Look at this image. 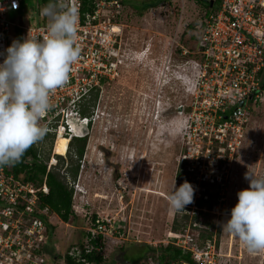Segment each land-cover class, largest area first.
<instances>
[{
  "label": "rangeland",
  "instance_id": "obj_1",
  "mask_svg": "<svg viewBox=\"0 0 264 264\" xmlns=\"http://www.w3.org/2000/svg\"><path fill=\"white\" fill-rule=\"evenodd\" d=\"M39 1L22 0L10 21L28 20ZM205 13L195 0H164L140 11L124 5L117 21L122 32L120 64L94 103L99 118L87 137L77 180H68L78 189L72 201L74 216L63 223L53 214L48 222L52 228L47 231L46 264H66L65 256L77 257L81 243L88 248L86 233L93 217L111 221L112 228L101 236L102 264H155L156 253L146 247L175 244L174 234L189 235L198 247L204 244L200 234L211 236L220 264H264V250L249 253L221 230L237 203V192L248 188L245 175L264 177V101L249 111L240 150L225 169H209L210 180L190 176L182 158L186 117L178 109L188 105L196 58L187 57L185 64L178 50L199 34ZM193 23L197 26L190 29ZM143 50L147 53L141 55ZM39 146L45 156L48 151L50 158L54 156L48 143ZM200 157L210 163L207 156ZM173 180L176 188L187 181L195 189L193 203L184 212L170 210L166 197ZM202 198L207 202L200 210Z\"/></svg>",
  "mask_w": 264,
  "mask_h": 264
},
{
  "label": "built area",
  "instance_id": "obj_2",
  "mask_svg": "<svg viewBox=\"0 0 264 264\" xmlns=\"http://www.w3.org/2000/svg\"><path fill=\"white\" fill-rule=\"evenodd\" d=\"M199 1L206 13L199 25L196 48L190 53L179 46V56L185 64L187 57L196 58V81L188 105H179L187 111L179 114L186 117V149L182 157L185 170L196 180L204 175L205 181L210 180L206 173L209 169L221 165L225 169L233 160L243 143L249 111L264 101V0ZM58 3L78 11L76 43L81 55L68 83L50 94L52 107L41 118V124L48 128L42 140L54 138L52 151L59 137H75L69 125L71 118L86 125L94 122V118L81 116L80 109L90 110L94 99L101 98L104 85L117 73V51L122 52L121 25L117 21L124 8L120 0H92L83 13V0ZM21 5L22 0H0V54L13 42L14 29L22 32L21 40L27 35L39 39L47 35L48 19L40 14L41 9L28 20L10 21L12 10ZM35 145L41 159V147L38 142ZM200 155L207 156L210 163L205 164ZM31 161L27 158L25 163L31 165ZM57 162L55 155L49 158L47 172ZM11 167L0 168V264H46V221L51 224L53 215L41 205L42 197L49 193L46 177L36 185L25 181L23 173L15 176ZM73 188L76 196L78 189ZM110 228V220L97 219L88 232L97 239ZM172 236L176 240L173 245L190 252L195 264H220L215 241L208 240L199 249L187 234Z\"/></svg>",
  "mask_w": 264,
  "mask_h": 264
},
{
  "label": "clouds",
  "instance_id": "obj_3",
  "mask_svg": "<svg viewBox=\"0 0 264 264\" xmlns=\"http://www.w3.org/2000/svg\"><path fill=\"white\" fill-rule=\"evenodd\" d=\"M40 14L48 19L47 35L13 40L0 54V168L18 163L29 147L46 136L48 128L41 118L52 107L50 94L68 83L81 55L76 43L77 9L49 0ZM245 179L248 188L237 192V203L221 230L238 239L249 253H256L264 250V177L247 173ZM194 194L189 182L176 188L173 180L166 197L170 210L184 212L185 206L193 203Z\"/></svg>",
  "mask_w": 264,
  "mask_h": 264
},
{
  "label": "trees",
  "instance_id": "obj_4",
  "mask_svg": "<svg viewBox=\"0 0 264 264\" xmlns=\"http://www.w3.org/2000/svg\"><path fill=\"white\" fill-rule=\"evenodd\" d=\"M92 0H83L84 8L82 10L83 13L88 11L87 5ZM164 0H149V1H142L140 3L132 2L129 0H120V3L124 7V5H130L132 9L136 11L140 10H147L150 8L156 7L160 2ZM197 2H200L199 0H195ZM49 3V0H40L37 4V11L47 5ZM29 19V18H28ZM197 25L193 23L190 27V29H193V27H196ZM22 32L19 29H14L13 31V40H21ZM191 42L189 44H184L182 47L186 48L188 52L192 53L194 52L197 41H198V35L194 36L190 40ZM187 45V46H186ZM180 52V49L178 50ZM264 72V70H263ZM262 72V74H263ZM262 88L264 89V82L262 83ZM96 102V98L93 101L92 106ZM89 109L83 108L80 109V115L81 116H88ZM54 138L48 136L44 140L38 141L39 143L46 142L48 143V150L51 149V146L53 144ZM70 143L68 144V151L66 154V159L61 156H57V165L50 169L49 172H47V165L46 163L49 160V151L48 154L43 153L44 151H41V159H38V148L35 144H33L31 147H29L21 157L20 161L18 163H15L12 165L11 170L12 173L15 176H18L20 174H25L24 180L27 182L34 183L36 185H40L42 183V180L44 177H46V184L49 188V193L47 196L42 197L41 199V205L42 207H47L51 213L56 215L58 219L63 223H68L71 217L74 216L73 211V195H74V189L69 184L68 180H72L74 183L77 180V177L79 175L80 171V164L82 159L85 155L86 150V144H87V138H73ZM41 146V145H40ZM27 158H32L31 165L26 164L25 161ZM67 163V164H66ZM207 202L206 200L200 199L198 203V209H202L203 203ZM210 207V206H209ZM211 208V207H210ZM184 218H188L187 216H184ZM92 225L91 228L95 227L96 219L93 217L92 219ZM47 224V231L51 229L52 227ZM49 235V232H48ZM86 237L89 239L88 241V248H86L82 243L78 245V256H72V255H66L65 256V263L66 264H102L104 259L100 253V247L101 245L99 242L101 241V236H99L97 239H93L91 233H86ZM200 237L204 238V244L206 241L210 240L212 241L211 236H203V234H200ZM202 247H198L199 249H202ZM152 252L156 253V257L153 259L155 261V264H195V261L193 260V256L190 252L184 251L180 247H177L173 244H168L166 246H160L157 248L153 247H146Z\"/></svg>",
  "mask_w": 264,
  "mask_h": 264
},
{
  "label": "water",
  "instance_id": "obj_5",
  "mask_svg": "<svg viewBox=\"0 0 264 264\" xmlns=\"http://www.w3.org/2000/svg\"><path fill=\"white\" fill-rule=\"evenodd\" d=\"M178 112H182V107H179ZM69 125L71 126L73 134L76 138H85L90 134L89 127L77 118H71L69 120Z\"/></svg>",
  "mask_w": 264,
  "mask_h": 264
},
{
  "label": "bare ground",
  "instance_id": "obj_6",
  "mask_svg": "<svg viewBox=\"0 0 264 264\" xmlns=\"http://www.w3.org/2000/svg\"><path fill=\"white\" fill-rule=\"evenodd\" d=\"M116 30V28H115ZM147 53V51H146ZM70 140L64 137H59L54 145V155L65 156L67 153V147Z\"/></svg>",
  "mask_w": 264,
  "mask_h": 264
},
{
  "label": "flooded vegetation",
  "instance_id": "obj_7",
  "mask_svg": "<svg viewBox=\"0 0 264 264\" xmlns=\"http://www.w3.org/2000/svg\"><path fill=\"white\" fill-rule=\"evenodd\" d=\"M148 90H150V89H148ZM140 95H143L144 96V94H140ZM147 99H153V98L150 95H147ZM153 101H154V99H153ZM96 105H97V103L94 104L90 108V111H89V114H88L89 117L94 118V119H95V117L99 118V115H98L99 111L97 110V106ZM139 105H141V104H139ZM152 117H153V120H154L155 119L154 110L152 111ZM89 128H90V133H91V131H92V125H90Z\"/></svg>",
  "mask_w": 264,
  "mask_h": 264
},
{
  "label": "crops",
  "instance_id": "obj_8",
  "mask_svg": "<svg viewBox=\"0 0 264 264\" xmlns=\"http://www.w3.org/2000/svg\"><path fill=\"white\" fill-rule=\"evenodd\" d=\"M133 52H134V50H133ZM144 54H145V53H144ZM144 54H143V55H144ZM141 58H142V57H141ZM141 106H143V105L141 104L140 107H141ZM142 108H143V107H142ZM146 121H147V120H146ZM147 122H148V121H147ZM148 138H149V137H148Z\"/></svg>",
  "mask_w": 264,
  "mask_h": 264
}]
</instances>
